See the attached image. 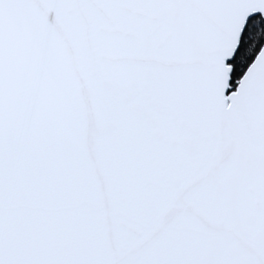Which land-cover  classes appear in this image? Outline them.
I'll return each mask as SVG.
<instances>
[{
	"label": "snow or ice",
	"instance_id": "obj_1",
	"mask_svg": "<svg viewBox=\"0 0 264 264\" xmlns=\"http://www.w3.org/2000/svg\"><path fill=\"white\" fill-rule=\"evenodd\" d=\"M0 264H264V0H0Z\"/></svg>",
	"mask_w": 264,
	"mask_h": 264
}]
</instances>
